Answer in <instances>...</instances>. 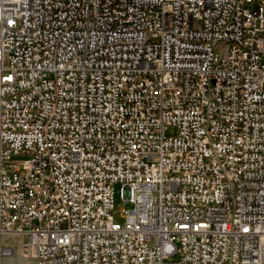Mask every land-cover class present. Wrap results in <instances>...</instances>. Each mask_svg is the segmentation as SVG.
<instances>
[{"label": "built area", "instance_id": "obj_1", "mask_svg": "<svg viewBox=\"0 0 264 264\" xmlns=\"http://www.w3.org/2000/svg\"><path fill=\"white\" fill-rule=\"evenodd\" d=\"M4 235L36 264H264V0H0V264Z\"/></svg>", "mask_w": 264, "mask_h": 264}, {"label": "rangeland", "instance_id": "obj_2", "mask_svg": "<svg viewBox=\"0 0 264 264\" xmlns=\"http://www.w3.org/2000/svg\"><path fill=\"white\" fill-rule=\"evenodd\" d=\"M167 136H175L176 130L174 128H168L166 132ZM114 190V218L117 222H122V210L131 211L133 209V205L126 201L123 198L122 183H115L113 185ZM2 246L5 248L15 249L17 251V256L11 258L3 259L2 264H36V260L33 258H24L23 257V247L26 243V238L24 236H16V235H4L1 238ZM172 261H177L178 256H174L171 258Z\"/></svg>", "mask_w": 264, "mask_h": 264}]
</instances>
